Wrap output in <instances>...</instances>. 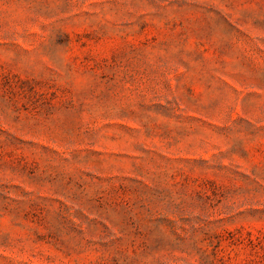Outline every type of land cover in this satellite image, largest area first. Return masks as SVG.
<instances>
[{
    "label": "rangeland",
    "instance_id": "rangeland-1",
    "mask_svg": "<svg viewBox=\"0 0 264 264\" xmlns=\"http://www.w3.org/2000/svg\"><path fill=\"white\" fill-rule=\"evenodd\" d=\"M0 264H264V0H0Z\"/></svg>",
    "mask_w": 264,
    "mask_h": 264
}]
</instances>
